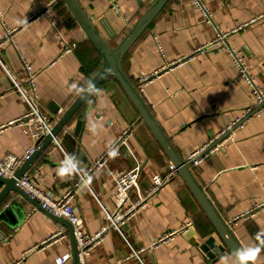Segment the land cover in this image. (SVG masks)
<instances>
[{"label":"crops","instance_id":"0c3cea01","mask_svg":"<svg viewBox=\"0 0 264 264\" xmlns=\"http://www.w3.org/2000/svg\"><path fill=\"white\" fill-rule=\"evenodd\" d=\"M78 1L109 44L116 47L156 0H117L127 18L115 13L109 0ZM204 2L213 14L212 22L191 0H170L166 4L124 57L123 68L134 84L142 71L152 73L165 61L188 56L211 43L220 29L231 33L227 46L237 51L256 84L264 89V20L258 19L264 15V0ZM47 7L49 17H41L16 32L0 50V62L24 86H28L24 62L30 66L41 110L51 115L53 105L63 110L53 121L55 126L99 71L103 60L62 0H0V38L6 29L20 27V21ZM70 46L74 50L64 54ZM1 63L0 127L27 110ZM98 89L99 93L91 95L58 132L57 142L52 141L38 154L27 170L39 188L59 197L78 181V173L65 178L57 175L66 153L75 156L72 162L77 172L85 174L125 129L133 127L127 147L110 157L107 167L89 180V188H82L73 200L90 234L106 226L103 208L111 213L116 210L110 191L118 176L138 162L139 186L144 192L155 176L167 175L173 165L119 83L107 78ZM143 97L184 161L242 118L246 109L256 107L251 87L237 73L226 50L219 47L153 81ZM84 119L85 125L78 127ZM33 145L34 139L21 127L0 132V158H21ZM192 171L227 224L263 202L264 113L236 128L221 151ZM131 197L135 199L136 195ZM12 201L16 203L0 221V264H58V259L67 254L72 258L65 264H77L65 219L50 215L37 202L17 193H12L6 203ZM188 221L193 225L186 233L150 248L155 240ZM229 226L243 249L260 248L252 264H264V211ZM60 230L66 233L64 239L38 246ZM215 234L213 224L178 174L122 225L121 232L111 229L86 264H237L230 253L215 263L207 260L201 247ZM133 249L139 251V258L133 256Z\"/></svg>","mask_w":264,"mask_h":264},{"label":"built area","instance_id":"2783aa9c","mask_svg":"<svg viewBox=\"0 0 264 264\" xmlns=\"http://www.w3.org/2000/svg\"><path fill=\"white\" fill-rule=\"evenodd\" d=\"M191 1L193 5L199 9L201 14L208 22L213 21V14L208 9L204 0ZM109 3L111 4V9L115 13L127 18L126 15L123 14L117 0H109ZM49 13L50 7H47L46 9L38 11L35 15L27 19L26 23H22L20 27L6 29L4 35L0 38V50L7 42L12 41V38L16 32L22 30L31 22L41 17H49ZM0 19H2L1 11ZM258 19L264 20V15ZM244 26L245 25L238 27V29L234 30L233 32L242 29ZM230 35L231 33H226L220 29H217L216 37L211 43L196 49L188 56L181 57L173 61H165V64L161 68L152 73L142 71L136 78L135 85L139 92L143 95L146 87L149 86L153 81L161 78L164 74L184 66L185 64L196 59V57L200 54H206L211 52L213 48L219 47L226 50L228 55L231 57L232 63L237 73L242 76L246 83L251 87L252 94L256 100V107L246 109L242 118H239L237 121H235L233 125L224 128L208 144L193 152L188 157V159L185 160V163L189 165L191 169L200 166L201 163H203L206 159L221 151L225 147V144L228 142L236 128L242 126L246 121L252 118L261 117L264 113V89L256 84L254 77L250 74L247 65L245 64L243 58L237 53V51L227 46V40ZM73 50L74 47L71 46L65 48L64 54L70 53ZM24 63L25 70L27 72L26 81L28 86L21 85L18 79L6 69L3 63H1V65L6 70L10 81L15 87L16 92L27 104V110L15 121L8 123V125H2L0 127V132L13 126L21 127L27 135L34 139V145L30 147L26 154L21 158L13 155L0 158V177L15 179L17 187L30 199L36 201L43 210L47 211L52 216L63 218L71 224L74 229V235L77 242L79 263L86 264V260L91 256L93 250L105 240L107 233L113 228L121 232L122 225H124L127 220L137 214L141 209H143L146 206L147 200L156 194L165 185V183L171 179V177L177 176L178 172L175 166L171 165L169 170L170 172L167 175L155 176L150 188L142 192L139 186L141 165L136 162L131 170L116 178V185L110 191V195L116 204V210L111 213L103 208L107 218L106 226H104L95 234L88 233L84 219L79 215L77 209L74 207L73 200L82 188H89V180L95 173H98L107 167L109 158L112 157L109 155V152L113 148L118 151L122 147H127V142L132 134L133 127H128L125 129L121 136L112 145H110V147L101 155V157L95 163L89 166L85 174L77 172L78 181L59 197H54L49 191L39 188L33 181L32 177L27 173L22 177L17 178L16 173L18 169L26 161L30 160L31 157L36 153L39 143L43 141L48 135H52V129L54 127L53 121L58 120L63 113V110H59L56 114L51 115L44 113L41 110L37 101L36 93L34 91V75L30 66H28L26 62ZM53 141L57 142L55 137L53 138ZM133 193L136 195L135 199L131 197V194ZM261 211H264V201L254 205L245 213L232 218L228 224L231 226L236 225L240 220H248ZM192 225L193 222L188 221L181 228L171 231L161 238L155 240L150 248L154 249L161 244L173 240L177 235L186 233ZM65 237L66 233L60 230L52 234L48 239L43 241L38 246L44 247L56 244ZM139 255V251L134 250L133 256L139 258ZM71 258V254L62 256L58 259V264H65Z\"/></svg>","mask_w":264,"mask_h":264},{"label":"water","instance_id":"95a60500","mask_svg":"<svg viewBox=\"0 0 264 264\" xmlns=\"http://www.w3.org/2000/svg\"><path fill=\"white\" fill-rule=\"evenodd\" d=\"M62 1L66 4L68 10L71 12L73 17L79 23L81 29L84 31L87 39L92 43L103 60L101 68L89 82L93 83L96 88H98L107 78H113L119 83L129 100L139 113L141 120H143V122L152 132L153 136L156 138L162 149L165 151V153L177 169L179 176L183 179L195 199L198 201L202 210L205 212V214L213 224L216 233L215 236L207 239L205 244L201 247V249L206 254L207 260L215 263L218 260L226 257L228 253H230L236 259L234 253L236 252V250L243 248L237 241L230 226L221 217L214 204L206 194L204 188L196 179L190 166L187 165L184 159L178 155L173 144L171 143L170 138L161 128L150 106L134 84L132 77L129 76L123 68V60L126 54L131 50V48L143 35V33L149 28L151 23L155 20V18L170 0H156L116 47H112L109 44L107 39L100 32L96 23L88 15V13L85 11L78 0ZM101 24L106 30H108L103 22H101ZM109 36L112 37L111 34H109ZM87 86L84 90L91 91V89L87 88ZM84 94L85 93L82 92L79 95L75 102L66 111L64 116L60 119V121L53 127L52 135H48L42 141L38 148V151H36L31 159L26 161L22 165L21 169L17 171V178H20L27 173V170L29 169L36 156L43 152L44 149L49 146V144L53 141V138H56L58 132L68 125L69 121L75 116V114L81 109L87 99L91 96L89 95L87 99L82 100L81 96ZM58 110V107H55L54 105L51 108V112L54 114H56ZM79 125L81 127L85 125V119L84 121H82V123L78 124V127ZM78 136H80V134H78ZM0 186H2V189L0 191V221H2L5 212L7 210H10L16 203L15 201H12L9 204L6 203L12 193H17L26 199L30 198L17 187L15 179L0 177ZM34 202L36 203V201ZM66 223L68 224L71 238L74 242V259L76 260L77 264H80L74 229L69 222L66 221ZM249 264H252V262H249Z\"/></svg>","mask_w":264,"mask_h":264},{"label":"clouds","instance_id":"9594fccd","mask_svg":"<svg viewBox=\"0 0 264 264\" xmlns=\"http://www.w3.org/2000/svg\"><path fill=\"white\" fill-rule=\"evenodd\" d=\"M20 23H26V21H20ZM72 89H76V85L71 86ZM87 88L91 89V91H81L85 93L84 95L81 96V99H87L89 95H94L99 93V89L96 88V86L89 82ZM117 150L113 148L110 152L109 155L112 157H115L117 155ZM75 158V156L71 154H65L64 159L61 161L58 169H57V175L60 178H65L68 176H74L77 173V166L72 162V160ZM260 252L259 247H249L245 249H238L234 253L237 264H249V262L255 261L258 253Z\"/></svg>","mask_w":264,"mask_h":264},{"label":"trees","instance_id":"16d2710c","mask_svg":"<svg viewBox=\"0 0 264 264\" xmlns=\"http://www.w3.org/2000/svg\"><path fill=\"white\" fill-rule=\"evenodd\" d=\"M86 102H87V101H86ZM86 102H85V103H86ZM85 103H84V104H85ZM83 106H84V105H83Z\"/></svg>","mask_w":264,"mask_h":264}]
</instances>
